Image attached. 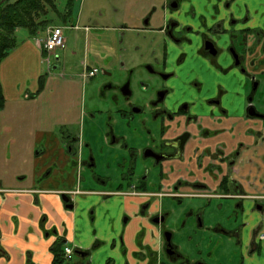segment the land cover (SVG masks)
<instances>
[{"label": "crops", "instance_id": "0c3cea01", "mask_svg": "<svg viewBox=\"0 0 264 264\" xmlns=\"http://www.w3.org/2000/svg\"><path fill=\"white\" fill-rule=\"evenodd\" d=\"M208 2L212 3L210 9L214 5L229 7L233 17L242 22L240 29L264 35V0ZM198 3V0L191 1L200 10ZM72 12L71 5L72 25L85 34L101 29L103 20H110L108 14L104 19L103 11L96 13L95 8L87 15L81 10L76 15ZM19 32L16 31L15 37ZM39 34L30 35L26 31L19 39L16 37V47L0 63L4 100L0 107V264H53L50 249L57 246L62 249L65 245L86 256L74 255L61 264H156L159 231L148 223L140 210L144 203L151 202L150 212H156L158 201L148 196L124 195L130 193L128 185L125 190L120 186L116 192L110 191L106 180L103 182L95 173H86L85 169L91 172L94 166L85 165L83 154L78 157L68 151L67 142L73 139L71 137L75 145L81 141L70 128L77 126L84 114L82 107H75L67 120L61 107L51 110L44 86L39 91V77L46 65L38 44ZM261 40L264 42V38ZM252 58L255 63L250 71L264 73V50H256ZM56 69V66L51 67V70ZM213 74L218 75L216 71ZM217 83L226 86V79L209 81L208 88ZM231 87L228 90L233 91L234 85ZM243 117L241 112L234 114L229 109L220 125L227 129L224 138L228 153L233 150L234 142L247 147L258 146L255 156L243 148L239 160L249 161V164L242 169L237 177L239 184L233 185L231 192L240 197L236 198L240 201L238 208L242 209L245 204L252 213L261 212L263 217L246 216L245 221L249 218L250 222L240 231L244 244L239 249H247L246 241L253 235L255 249H260L261 254H253L243 264H264V239L258 237L264 235V200L245 198L264 197V149L256 144L259 138L248 133L255 121H244ZM254 125L258 132L263 131L260 122ZM208 126L213 129L211 123ZM196 174L197 179L206 178L201 173ZM186 177L184 171H176L170 181ZM205 181L211 184L208 178ZM63 194L69 197L72 209L66 208L61 198ZM124 217L125 223L122 222ZM222 237L235 239L231 235Z\"/></svg>", "mask_w": 264, "mask_h": 264}, {"label": "rangeland", "instance_id": "374dc122", "mask_svg": "<svg viewBox=\"0 0 264 264\" xmlns=\"http://www.w3.org/2000/svg\"><path fill=\"white\" fill-rule=\"evenodd\" d=\"M15 1L9 0L10 3ZM198 1L201 8L200 10L196 8V10L202 11L196 13V17H193L191 21L189 20L194 32L190 34L191 44H185L183 48V52L187 54L186 61L179 68L176 67L178 76L168 81L170 92L167 101L173 108L176 102L179 105L185 102L193 103V98L199 92L197 86L191 83L192 81L201 83L202 87L207 88L209 81L222 80L219 75L213 74L216 69L206 64L197 54L201 45V38L197 32H199L201 22L198 19L199 16L209 23L207 27H211L213 25L211 22L218 21L225 14V9L214 5L212 7L216 11L214 12L209 8L211 7L209 4H212L208 2L209 0ZM53 2L55 10L48 9L43 17L47 25L35 33H40L37 38L43 40L49 28L58 27L62 29L65 40V48L57 50L55 56H50V67L56 66L57 69L47 71L45 64L43 67V85L48 95H46V101L52 104L53 109L51 110L55 111L54 107L57 110L61 107V113L66 115L67 120L75 107H82L84 115L80 123L70 130L73 134L80 135L84 145H88V148L83 150V158L91 161L94 168L91 172L85 169L86 173H95L103 179V182L106 180L110 191L113 192H116L120 186L125 190L128 184L137 185L143 179L146 184L144 194L157 193L160 177L157 169L143 159L142 153L147 148L150 134L153 137L157 136L155 126L150 119L151 111L148 105L156 98L160 86L156 78L149 75L143 66L151 63L153 58L158 61L163 59V53L158 44L162 43V37L141 29L144 27L145 18L151 13H154L151 26L156 25L155 21L160 19L161 0H73L72 13L74 15L79 10L87 15L92 8H95L96 13L103 11L104 19L107 14L110 16L109 22L103 20L100 24L101 29H93L90 34L74 29L72 25L74 16L67 15L68 0H53ZM240 24L242 22L237 21L235 29H240ZM79 26L81 27V24ZM223 29L227 33L225 36H228L231 29L228 21ZM19 31L16 34L17 39L26 33L25 29H19ZM261 38H264L263 34L259 36L257 48L263 51L264 42ZM174 57L175 52L171 50L170 60ZM223 59L225 62L230 60L231 63L227 52L222 55L221 60ZM169 66L174 68V62ZM90 69H96L98 73L91 79H85L83 76ZM129 69L135 71L131 79L130 103L133 106L127 105L125 99L117 92L102 93L106 85L111 83V76L115 78L113 80L115 85H121ZM255 78L258 81V87L253 103L264 115V73L256 75ZM251 90L252 84L246 80L243 95L249 94ZM131 107L137 109L141 107L143 112L131 115ZM223 107L230 109L226 105ZM118 110L124 111L127 117L123 118L117 112ZM54 111L51 115L53 118L55 117ZM107 112H110V126L117 135L125 138L120 141V143H125L124 148L120 149L119 146L108 148V145L103 144L104 140H102L103 143L97 141L99 139L96 138L93 129H97L96 132L101 137L108 119ZM259 143L264 147V139L262 143L261 140ZM149 199L158 201V211L170 214L166 225L168 229L174 231L173 243L179 244V252L187 258L203 261L206 264H217L218 261L224 264L239 263V247L233 238L213 233L210 229L212 226L221 224L226 230L237 233V224L244 225L250 222L249 218L245 221L246 216L250 217L253 214L263 218L261 212L252 213L245 204L242 209L238 208L237 204L240 201L237 199L170 195ZM191 210L201 213V228L195 229L197 223L195 214L186 216ZM124 220L125 217L122 222ZM159 238L162 240L161 237ZM202 240L205 241L202 242ZM159 257L162 264H171L166 255L161 253Z\"/></svg>", "mask_w": 264, "mask_h": 264}, {"label": "flooded vegetation", "instance_id": "af4514ba", "mask_svg": "<svg viewBox=\"0 0 264 264\" xmlns=\"http://www.w3.org/2000/svg\"><path fill=\"white\" fill-rule=\"evenodd\" d=\"M191 1L192 0H161V14L159 16L160 19L155 21L156 25L151 26L152 15L154 14L151 13L145 18L144 27L141 29L144 32L151 31L162 37V43L160 42L158 44L163 53V59L158 61L156 58H153L151 63L143 66L149 75L156 78V82L160 87L159 90H157L156 98L152 102H149L148 105L151 111L150 119L155 126L157 136L153 137V135L150 134L147 148L143 151L142 157L157 169L160 182L158 193L144 194L146 192V184L144 180L141 179L137 185L133 186L128 184V188H131L129 189L130 193H123L124 195L129 194L148 197L170 195L208 199L240 198L231 192L232 186L239 184L237 177H240L242 169L249 164V161L242 162L241 159L239 160L240 155L243 148H245L246 151H249L255 156L258 151V146L252 144L247 147L243 146L241 142H234L235 145L233 146V150L229 153L227 152L228 143L224 138L226 137L227 129L220 125L222 119L228 116V110L223 107L224 105L228 106L234 114L241 112L244 116V121H255L254 124L260 122L263 127L262 132H258L254 128L256 125L253 124V127L248 133L249 136L253 138H259L261 143L264 139V117L262 119L251 118L247 115L250 106L254 107L257 113L262 114L253 103L254 95L258 87V81L255 76L262 73L250 71V68L254 67L255 63V59L252 58V55L257 50L259 36L262 33L249 29H235L237 26V19L233 17L229 7L222 6L225 9V14H223L218 21L211 22V24H213L211 27H207L209 23L204 21L202 16H199L198 19H200L201 22L200 28L198 29L199 32H197V35L201 38V45L197 50V54L203 58L206 64L216 69L219 77L226 79V86L217 83L212 88H204L201 83L192 81L191 83L194 84L195 87L197 86V91L199 92L193 98V103L189 104L185 102L179 105L176 102L174 108L169 105L167 101L170 92L168 81L178 76L176 67L179 68L186 61L187 54L183 52V48L185 44H191L190 34L194 32L193 27L190 26L192 24L190 21L193 17H196V13L202 11L196 10L191 4ZM175 5L176 7H173ZM211 10H213V8H211ZM227 21L229 25H231V29L229 30L230 34L225 36L227 33L223 29V26ZM241 25L242 24H240V26ZM209 43L212 44L211 47ZM206 47L209 48L206 49ZM171 50L175 52L173 60H170ZM225 52L229 54L231 63L230 60L227 62H225L224 59V62L221 60ZM173 62L174 68H170L169 65ZM49 69H51V67ZM134 72L133 69L127 70V75L121 85H115L113 82L115 78L110 75L111 83L109 82L106 85L102 93L117 92L125 99L127 105L133 106L130 101L132 87L131 79ZM97 73L98 71L96 70L93 77H95ZM93 77L85 79H91ZM246 80H249L252 84V90L249 94L243 95ZM126 84H128V89L130 91V95L128 96L123 95L122 92ZM228 84L229 88L227 87ZM232 85H234V90H228L232 89ZM255 85L256 87H254ZM117 112H119L123 118L127 117L124 111L118 110ZM142 112L143 108L141 107L138 109L131 107V115ZM99 114L102 115L103 113ZM106 116L108 119L104 125L105 129L101 137L100 134L96 132L97 129H93L96 138L99 139L97 141L104 140V143L103 141L102 143L108 145V148H110V145L113 148L115 146H119L120 149L124 148L125 143H120V141L125 140V138L117 135L115 130L110 126V112H107ZM209 123L213 125V129L208 126ZM77 136L78 138L81 137L80 135ZM71 138L73 139L67 142L68 151H70L73 156L81 157L84 148H88V145H84L81 141H77L75 145L74 137ZM231 139L234 141L233 137H231ZM256 141V144L260 146L259 140ZM261 147L264 149L263 144H261ZM90 162L89 160H85V165L88 168L93 166ZM79 163H82L81 160ZM77 164L78 162L76 161L75 165L77 166ZM176 171H184L187 177L171 182L170 179ZM196 173L204 175V177L210 180L211 184L205 181L206 178L197 179ZM190 179L193 180L190 181ZM247 181L250 182V178L247 179ZM252 181H254V179H252ZM245 198L252 201L264 200V197L259 196H246ZM238 205L239 203L237 207ZM151 207V202H146L142 205L140 212L143 216L147 217L148 223L159 231V237L162 238V240L160 238L158 240L159 250H157L155 254L157 260L156 264H162L159 261L161 253L166 255L171 264H206L203 261L187 258L179 252V244L176 245L173 243L174 231L168 229L166 225L170 214L164 211L150 212ZM193 214H195L197 222L195 224V229L201 228V213L191 210L186 216L189 217ZM126 220L125 218L124 223ZM155 221L158 222L156 223ZM245 224H237V233L226 230L221 224H216L210 229L213 233L220 236H234V242L239 247L241 244H244L240 231H242V227L243 229L245 228ZM167 234H170V246L165 239V235ZM258 237L261 240L264 239L263 234L258 235ZM190 238L192 237L190 236ZM204 241L205 240H202V242ZM246 242L247 249H239L240 255L238 262L242 264L244 261L249 260L253 254H261L260 249H255L256 245L254 244L253 235H250ZM169 251L172 252L171 255L168 254ZM74 255L77 254H75L74 249H72L71 259ZM62 257V263L71 260L65 259L63 253ZM217 264L224 263L218 261Z\"/></svg>", "mask_w": 264, "mask_h": 264}, {"label": "trees", "instance_id": "16d2710c", "mask_svg": "<svg viewBox=\"0 0 264 264\" xmlns=\"http://www.w3.org/2000/svg\"><path fill=\"white\" fill-rule=\"evenodd\" d=\"M68 1L67 15L73 0ZM48 9L55 10L53 0H16L13 3L6 0L0 5V63L16 47L15 33L17 30L25 29L30 35H35L38 29L47 25V21L43 20V17H45ZM43 86L42 75L39 77V91ZM3 102L0 88V107ZM50 251L53 256V264H61L63 262V248L57 246Z\"/></svg>", "mask_w": 264, "mask_h": 264}, {"label": "built area", "instance_id": "2783aa9c", "mask_svg": "<svg viewBox=\"0 0 264 264\" xmlns=\"http://www.w3.org/2000/svg\"><path fill=\"white\" fill-rule=\"evenodd\" d=\"M39 47L43 54V60L47 67L50 66V56H55L57 50L65 48V40L62 35V29L58 27H51L45 35V39L38 41ZM96 73L95 69L89 70L83 76L84 78L93 77ZM63 256L69 260L72 257V248L68 246L63 247Z\"/></svg>", "mask_w": 264, "mask_h": 264}, {"label": "water", "instance_id": "95a60500", "mask_svg": "<svg viewBox=\"0 0 264 264\" xmlns=\"http://www.w3.org/2000/svg\"><path fill=\"white\" fill-rule=\"evenodd\" d=\"M6 0H0V5L1 4H3L4 2H5ZM173 7H176V5L175 6H173ZM209 45H210V47H211V43H209ZM207 48H209V47H206V49ZM254 87H256V85L254 86ZM126 89H127V91H126ZM122 92H123V95H130V91H129V89H128V84H126L125 86H124V88H123V90H122ZM249 117H251V118H260V119H262L264 116L262 115V114H259V113H257L256 112V109L254 108V107H252V106H250L249 108H248V114H247ZM62 201L66 204V208L67 209H72V205L71 204H69V197L67 196V195H65V194H63L62 195ZM156 223L158 222V221H155ZM166 236V242L168 243V245L170 246V234H167V235H165ZM75 254H77V255H80L81 257H84L86 254L85 253H81V252H79V251H75ZM168 254L169 255H171L172 254V252L171 251H169L168 252Z\"/></svg>", "mask_w": 264, "mask_h": 264}]
</instances>
